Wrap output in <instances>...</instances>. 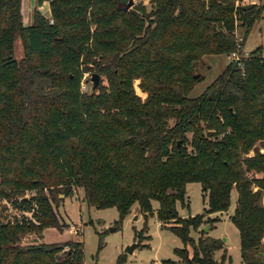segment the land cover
Segmentation results:
<instances>
[{
    "label": "trees",
    "instance_id": "1",
    "mask_svg": "<svg viewBox=\"0 0 264 264\" xmlns=\"http://www.w3.org/2000/svg\"><path fill=\"white\" fill-rule=\"evenodd\" d=\"M238 1L140 0L125 9L128 0H51L49 18L35 9L24 25L22 1L0 0V264H84L76 239L19 243L26 233L66 227L53 203L75 187L87 205L115 207V227L136 204L175 233L182 246L160 264H223L224 250L214 257L222 240L202 229L193 239L189 228L226 211L234 188L229 218L241 261L264 264L260 47L188 95L202 80L193 77L202 57L239 55L261 18L264 3L243 10ZM91 73L102 81L81 91ZM193 181L206 207L181 217L176 201ZM8 202L18 211L12 218Z\"/></svg>",
    "mask_w": 264,
    "mask_h": 264
},
{
    "label": "rangeland",
    "instance_id": "2",
    "mask_svg": "<svg viewBox=\"0 0 264 264\" xmlns=\"http://www.w3.org/2000/svg\"><path fill=\"white\" fill-rule=\"evenodd\" d=\"M21 1L24 25H29L31 16L36 9L35 0ZM133 1L136 3L140 0ZM256 1H258L257 4L264 3V0ZM238 3L241 5L247 4L243 0L238 1ZM146 8H148V5ZM48 10V5L45 4L38 11L49 18ZM260 16L261 18L255 20L249 30L243 47L240 49V54L235 56L238 60H232L231 54L202 57L195 65V74L200 75L202 80L193 86L188 94L189 96L198 95L210 81L222 72L229 62L241 63V56L243 58L247 57L244 56L245 53L248 54L255 48L260 47L261 55L264 57V8ZM235 34L236 39L239 40L241 38L240 29L237 28ZM13 57L16 60L22 58V45L19 39H16L13 43ZM89 77V75L85 74L81 79V91H89L91 89ZM100 81H102L101 77ZM133 88L140 98L143 99L145 97L146 93L140 90L138 80L133 81ZM31 193H33L32 190H27L25 195ZM205 201L206 192L198 182L186 183L183 201H176L178 215L188 217L202 213L206 207ZM235 201L236 190L233 188L230 192V204L226 211L210 213L208 215L211 220L208 223L201 224L198 229L189 228V235L193 239L198 237V230L202 229L205 235L222 240L223 246L221 249L214 251V257L218 261L221 252L224 250L225 259L223 264H243L239 254L238 231L229 218ZM53 206L59 221L65 222L66 227L62 230L53 227L45 228L42 236L34 232L26 233L19 240L21 245L41 241L59 242L66 239H76L80 241L82 246L84 264H159L160 260L165 258L175 259L176 255L173 249L182 246L178 236L169 228L159 226L157 219L153 215H147L144 218L140 215L141 212L138 214L137 212L139 211L136 204L131 206L130 213L122 219L117 227H115L114 223L118 218L116 208H96L87 205L82 198V190L79 187L73 188L68 195L59 193ZM6 207L7 216L12 218L14 213L17 214L18 211L16 212L9 202ZM152 207H157V201H152ZM134 215H137V217ZM215 218L217 219L214 220ZM71 228H74L75 231H73L74 229L71 230ZM99 242L101 243L100 247L98 246ZM132 243L137 245L128 253L126 247ZM186 247L190 254V246L187 245Z\"/></svg>",
    "mask_w": 264,
    "mask_h": 264
},
{
    "label": "water",
    "instance_id": "3",
    "mask_svg": "<svg viewBox=\"0 0 264 264\" xmlns=\"http://www.w3.org/2000/svg\"><path fill=\"white\" fill-rule=\"evenodd\" d=\"M50 1L51 0H35V8H36V10L41 9L45 4H49ZM133 3H134L133 0H128V2L126 3L124 8L125 9L129 8ZM252 6H253L252 3L241 5V9L247 10V9H250ZM193 77L197 78L198 75L195 74ZM89 79L91 81V89H95L97 87L99 81H100L99 75L96 74V73H91ZM177 144H178V141H177ZM203 229H205V228H203ZM135 245H136V243H132L131 245H128L126 247V251L128 253H130L132 251V249L135 247Z\"/></svg>",
    "mask_w": 264,
    "mask_h": 264
},
{
    "label": "crops",
    "instance_id": "4",
    "mask_svg": "<svg viewBox=\"0 0 264 264\" xmlns=\"http://www.w3.org/2000/svg\"><path fill=\"white\" fill-rule=\"evenodd\" d=\"M245 3H252L253 5H258L257 3H258V1H256V0H243ZM244 4V3H243ZM48 5V4H47ZM48 14H49V10H48ZM260 150H262V149H260ZM138 214L140 213V212H137ZM140 215H142L143 216V214L142 213H140ZM134 216H136L137 217V215H134ZM153 216H154V214H153ZM155 217V216H154ZM157 223H158V225L159 226H161L160 225V222L157 220ZM41 235H43V233H41ZM137 245V244H136ZM135 245V246H136ZM133 250V249H132ZM160 264V263H159Z\"/></svg>",
    "mask_w": 264,
    "mask_h": 264
},
{
    "label": "built area",
    "instance_id": "5",
    "mask_svg": "<svg viewBox=\"0 0 264 264\" xmlns=\"http://www.w3.org/2000/svg\"><path fill=\"white\" fill-rule=\"evenodd\" d=\"M141 1H146V0H141ZM239 40H240V39H239ZM239 40H238V41H239ZM236 55H237V53H232V54H231V59H232V60H238L237 58H235ZM244 56H247V53H245ZM237 64H238L239 67H242V64H241V63L238 62ZM83 77H84V76H83ZM73 229H74V228H71V230H73ZM73 231H75V229H74Z\"/></svg>",
    "mask_w": 264,
    "mask_h": 264
}]
</instances>
